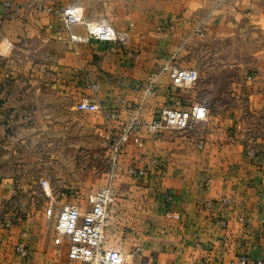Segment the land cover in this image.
<instances>
[{
	"label": "rangeland",
	"instance_id": "374dc122",
	"mask_svg": "<svg viewBox=\"0 0 264 264\" xmlns=\"http://www.w3.org/2000/svg\"><path fill=\"white\" fill-rule=\"evenodd\" d=\"M139 2L145 6L149 0H0L5 10L30 25L28 32L6 40L0 49V70L29 74L22 87L19 83L10 91L0 92V264H85L68 258L69 241L59 237L56 230L59 213L68 205L85 207L90 191L106 187L129 205L133 188L137 187L130 171L139 167L138 158L153 157L158 139L200 140L195 142V150L204 151L206 137L220 126V134L243 146L246 155L249 150L258 155L264 149V113L253 115L249 110L252 73L264 61V0L252 1L250 14L237 22V31L219 35L205 31V37L198 35L195 22L178 30L174 24L171 28L165 18L156 32L136 31V23L146 17V7H136ZM75 7L85 9L89 18L124 29L119 32L129 34L126 47L139 59L126 58L123 47L103 50L82 45L88 39L74 41V25L67 24L65 11ZM41 23L43 29L36 31L41 29ZM89 23L83 19L79 24L87 29ZM155 38L174 43L170 50L178 68L199 71L200 83L188 98L195 105L207 107V124L196 123L182 132H146L142 125L152 115L151 103L158 89L154 96L142 94L126 101V113L118 112L116 119L108 123L100 105L99 112L80 113L72 108L66 92L52 87L57 83L55 73L64 68L74 77L82 76L73 64L78 61L77 53L83 60L88 55L101 59L106 52L116 53L127 61L128 70L139 68L148 62L149 53L153 54L149 39ZM5 48L8 55L4 54ZM127 111L136 115L130 116ZM127 128L133 135L139 128L142 146L129 140L121 143L116 153L115 144H119ZM122 156H130L132 162L126 163ZM42 179L49 182L48 190L41 187ZM111 210L112 207L109 228ZM23 233L26 237L22 239ZM20 239L26 244L29 259L14 252V243ZM115 242L106 235L107 249ZM121 242L130 247V241ZM132 254L133 251L126 254V264H136L137 257Z\"/></svg>",
	"mask_w": 264,
	"mask_h": 264
},
{
	"label": "crops",
	"instance_id": "0c3cea01",
	"mask_svg": "<svg viewBox=\"0 0 264 264\" xmlns=\"http://www.w3.org/2000/svg\"><path fill=\"white\" fill-rule=\"evenodd\" d=\"M252 1L149 0L145 6L139 2L136 7H146L143 12L146 17L136 23V31L156 32L160 20L165 18L178 26V30L187 29L195 22L196 29L202 28L216 35L230 33L237 31V22L250 14ZM75 8L81 9L77 11L81 12L84 21L105 24L103 20L87 17L85 9ZM9 12L0 4V49L6 40H13L30 30V25L21 16ZM113 27L117 31L124 30ZM38 28L41 29L36 31L42 30L43 24ZM71 33L82 40L88 39L82 45L91 44L103 50L109 47L89 40L83 24L74 25ZM149 42L153 54L149 53L148 62L129 70L124 57L116 53L106 52L101 59L88 55L85 60L77 53L78 61L73 64L76 71L81 70L79 75L82 76L74 77L68 68H64L62 72L55 73L57 83L52 87L61 93L66 92L76 111L78 103L88 102L100 105L105 113L125 114V102L142 96L148 80L155 77L158 92L151 103L152 115L147 122L157 117L164 107L171 106V96L180 99L184 108L195 105L194 100L188 97L200 82L191 89L176 88L168 71H165L166 65L176 66L170 50L174 43L156 38L149 39ZM4 54H9L6 48ZM252 74L254 82L249 110L253 115H262L264 61L257 64ZM28 76L22 72L0 70V92L10 91L19 83L22 87V81L28 80ZM92 83L99 85L97 92L89 88ZM127 114L135 116L136 112L127 111ZM206 126L213 129L212 125ZM220 128L206 137L204 151L195 150L194 144L200 140L187 141L185 137L158 139L152 149L153 157L138 158L141 161L137 168L145 169L146 174L142 179H134L137 187L133 188L134 197L129 205L126 200L115 196L111 205L112 226L106 235L116 242L108 250L119 251L125 258L133 251L132 255L137 257L136 264H229L241 255L248 256L251 261L264 259V149L256 158H250L243 146L220 134ZM136 129L134 134L141 136L139 128ZM122 158L126 163L132 162L130 156ZM150 160H155L156 165H152ZM157 165L164 168H156ZM95 191L87 194L86 203L87 197ZM167 197H172L170 203L166 201ZM223 197L231 199V203L217 202ZM209 201L215 203L211 208L206 207ZM170 213L179 214L181 219L170 221ZM162 226H166L164 233L161 232ZM20 241L14 243V252ZM120 241H130V247Z\"/></svg>",
	"mask_w": 264,
	"mask_h": 264
},
{
	"label": "built area",
	"instance_id": "2783aa9c",
	"mask_svg": "<svg viewBox=\"0 0 264 264\" xmlns=\"http://www.w3.org/2000/svg\"><path fill=\"white\" fill-rule=\"evenodd\" d=\"M9 6L8 3H4ZM66 22L68 25H75L82 22V14L77 12L75 8H68L65 11ZM173 28V24H170ZM87 32L89 40H94L97 43L108 45L113 51L123 47L125 57L130 60H138L139 55L127 49L129 34L117 31L111 24L89 23L87 24ZM196 32L199 36L205 37L206 32L202 28H197ZM74 41L80 40L76 36H72ZM123 50V51H124ZM165 71H168L172 85L176 88L191 89L195 87L200 79L199 72L195 69H181L173 65H166ZM149 84L142 89L145 97L154 96L157 91L156 79L151 77ZM89 88L93 91L99 89L97 83H92ZM169 107H164L160 114L153 118L150 122L144 123L142 126L148 133H159L164 130L187 131L193 128L196 123L208 121V109L205 105H194L190 108H184L180 99L171 96ZM79 112H99V107L96 104L88 102H80L76 106ZM103 118L106 121L116 119L115 112L103 113ZM131 140L135 145L142 146V140L139 136L133 135L130 129H125L122 134L121 141L115 144V152L119 150L121 143H126ZM250 158H256L257 153L253 150L247 152ZM114 166L118 164V159H113ZM152 165H156V161H151ZM146 174L145 169L133 168L130 171V176L134 179H142ZM40 185L44 190L50 188L47 180L42 179ZM167 202L172 201V197L166 198ZM115 202V195L111 187H106L91 193L87 197L86 207L76 205L66 206L59 213L57 218L56 230L59 237L66 238L69 241L68 258L72 261H78L85 264H126V258L122 253L116 250L106 249V232L110 227L109 209ZM221 204H230L231 199L227 197L220 198L217 201ZM215 203L209 201L206 204L207 208L213 207ZM170 221H179L180 215L170 213L168 215ZM244 221V220H243ZM223 226H226L224 221H221ZM166 226L161 227V232H165ZM26 234H22V239ZM15 252L22 259H29L28 250L24 241H20L15 246ZM140 264H147L141 262ZM229 264H264V259L251 261L246 255H241L233 259Z\"/></svg>",
	"mask_w": 264,
	"mask_h": 264
},
{
	"label": "bare ground",
	"instance_id": "6f19581e",
	"mask_svg": "<svg viewBox=\"0 0 264 264\" xmlns=\"http://www.w3.org/2000/svg\"><path fill=\"white\" fill-rule=\"evenodd\" d=\"M78 12V11H77Z\"/></svg>",
	"mask_w": 264,
	"mask_h": 264
}]
</instances>
